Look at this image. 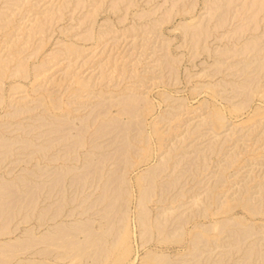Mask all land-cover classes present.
Returning a JSON list of instances; mask_svg holds the SVG:
<instances>
[{"label":"rangeland","instance_id":"rangeland-1","mask_svg":"<svg viewBox=\"0 0 264 264\" xmlns=\"http://www.w3.org/2000/svg\"><path fill=\"white\" fill-rule=\"evenodd\" d=\"M0 64V264H264V0H0Z\"/></svg>","mask_w":264,"mask_h":264},{"label":"bare ground","instance_id":"bare-ground-1","mask_svg":"<svg viewBox=\"0 0 264 264\" xmlns=\"http://www.w3.org/2000/svg\"><path fill=\"white\" fill-rule=\"evenodd\" d=\"M3 64V63H2ZM1 65V64H0ZM1 68V67H0ZM3 68H4V66H3ZM23 68V67H22ZM50 69V68H49ZM3 70V69H2ZM4 70H5V68H4ZM4 70L2 71V72H4ZM19 71V70H18ZM20 71H22L21 70V68H20ZM2 74V73H1ZM5 74V73H4ZM20 74V72L18 73V75ZM39 74H41V72L39 73ZM22 75V74H21ZM3 76V75H2ZM16 77H17V74H16ZM20 86V85H19ZM19 86H17V87H19ZM20 87H22V86H20ZM218 120H221L220 119V117L216 120L217 121V123H219V121ZM91 230V229H90ZM89 233H90V231H89ZM93 233V232H92ZM95 234V236L93 235V234H89V235H91V236H89L88 234H87V236L89 237V238H91V239H89L88 241L89 242H91V243H94V241L96 242V243H98V241L100 242V249H101V251H102V247H101V236L100 235H98V234H96V233H94ZM93 236V237H92ZM88 239V238H87ZM98 239H101V240H98ZM71 245H75V244H70V245H68V247L69 246H71ZM77 245V244H76ZM75 245V246H76ZM72 247V246H71ZM86 247H88V245H86L85 246V248L82 246V248L79 246V248H78V246H77V248L78 249H83V251H81V250H77V248L76 247H74V249L76 248V250L77 251H81V252H86L85 250L87 249ZM90 247V246H89ZM91 248V247H90ZM90 248H88V250L87 251H89L90 250ZM98 249H99V247H98ZM97 252H100L99 250L97 251ZM252 253H250L249 255H251ZM41 261V260H40ZM44 260H42V262H43ZM45 262V261H44ZM45 263H48V262H45ZM30 264H32V262H30Z\"/></svg>","mask_w":264,"mask_h":264}]
</instances>
